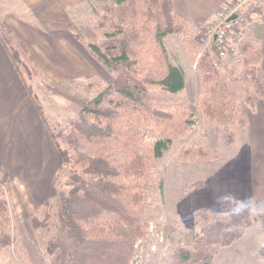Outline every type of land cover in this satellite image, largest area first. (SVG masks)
<instances>
[{
	"label": "trees",
	"instance_id": "obj_1",
	"mask_svg": "<svg viewBox=\"0 0 264 264\" xmlns=\"http://www.w3.org/2000/svg\"><path fill=\"white\" fill-rule=\"evenodd\" d=\"M92 30L96 41L79 38V42L91 58L114 74V81L105 86L98 78L77 81L79 89L94 97L75 101V117L54 131L45 122L27 81L38 78L36 70L0 24V41L61 158L53 177V205L44 201L41 211L29 218L33 230L47 229L54 219V233L45 246L48 264L131 263L137 242L146 234L158 190L154 161L196 122L184 106L158 107L149 94L150 88L178 93L185 86L182 68L169 61L164 44L167 36L180 38L198 76L197 108L207 123L220 129L226 145L233 142L237 130L247 126L244 109L254 111L257 100L264 102L259 50L248 42L240 46L242 69L237 73L229 70L242 85L238 95L212 65V47L200 52L202 38L191 34L189 23L175 15L172 0H109L98 7ZM39 85L60 94L45 81ZM155 133L160 137L148 147L145 137ZM215 157L202 144L179 152L183 162ZM7 185V177L1 176L0 250L14 244ZM217 203V217L206 208L196 211V234L189 245L173 251L171 264H217L213 259L219 249L232 244L245 228L258 223L264 232V205L251 201L234 208L227 193ZM256 255L264 264V238Z\"/></svg>",
	"mask_w": 264,
	"mask_h": 264
},
{
	"label": "rangeland",
	"instance_id": "obj_2",
	"mask_svg": "<svg viewBox=\"0 0 264 264\" xmlns=\"http://www.w3.org/2000/svg\"><path fill=\"white\" fill-rule=\"evenodd\" d=\"M108 1L66 0V16L52 15V30L45 34L48 35L46 41L54 47L53 61L44 67L42 74L45 76L43 78L37 73L38 78H31L27 81L31 85L33 98L42 108L45 122L54 131L75 117L78 110L75 101L86 102L94 97V94L79 89L77 81L98 78L104 86L111 85L114 81V74L107 72L101 64L91 58L79 42V38L97 40L92 30V23L98 14V7ZM59 2L61 0H53L56 5L53 8L59 7ZM18 5L20 8L23 7L21 1ZM174 39L180 43V38L173 35L168 36L166 42L169 61L171 60L173 65L179 63L182 66L186 85L178 93L150 88L149 94L158 107L173 108L176 104L184 106L196 122L185 137L173 140L163 151L161 157L154 161L158 190L152 216L145 236L136 244V252L130 264H171L173 251L178 246L189 245L196 234V211L206 208L211 216L217 217L219 215L218 197L226 193L230 195L227 190L238 188V181L244 177L243 173H246L247 169L254 170L257 167H264V158L260 157L258 160L248 158V153L242 144L241 133H238L239 130L235 132L233 142L226 145L220 129L203 119L196 105L199 92L197 73L186 53L182 54L181 60L175 57L176 51L171 44ZM209 48V44L205 42L200 46V52ZM241 63L227 58L218 68L228 87L238 95L242 92V85L235 80L229 70L234 73L239 72L242 69ZM41 81L47 82L60 94L45 91L39 85ZM159 137L158 133L150 134L145 137V144L149 147L153 140ZM197 144L210 148L216 156L215 159L197 162H183L179 159V152L182 148ZM57 157L61 165L58 151ZM45 165L50 166L52 170L55 169L57 165L55 157L47 158ZM56 171H54L55 174ZM41 172L44 174V171L39 170L37 177ZM195 183L202 185L199 188H192L191 186ZM15 186L19 187V184ZM12 190L13 186L12 189L9 188L8 183L5 198L11 209L10 226L14 244L10 248L0 250V264H48L49 257L46 255L45 246L54 233V219L51 218L47 229H31L29 218L33 214H38L42 207L39 205L28 208L27 212L23 211V208L18 205V195L22 193L20 191L14 193ZM32 195L35 199H46L53 205L54 185L42 182L41 189L32 191ZM252 202L260 205L255 201ZM232 205L234 208L244 206H237L234 203ZM263 238L264 232L260 225L255 223L245 228L232 244L222 246L213 260L217 264H263L256 255V249ZM18 250L22 251L24 259Z\"/></svg>",
	"mask_w": 264,
	"mask_h": 264
},
{
	"label": "crops",
	"instance_id": "obj_3",
	"mask_svg": "<svg viewBox=\"0 0 264 264\" xmlns=\"http://www.w3.org/2000/svg\"><path fill=\"white\" fill-rule=\"evenodd\" d=\"M19 1L22 8L18 5ZM231 1L172 0V6L175 15L189 23L191 34H199L212 20L215 11ZM66 5V0H61L56 9L53 8L56 6L53 0H0V24L6 28L41 78L45 76L42 74L44 67L54 58V47L46 41L48 35L45 33L52 30V15L66 16ZM167 38L164 44L168 51ZM244 42L259 50L260 67L264 72V8L263 16L246 27ZM206 43L212 47V41ZM171 44L176 51L175 57L181 60L182 54L185 55L181 40L179 43L174 39ZM175 66L182 68L179 63ZM244 113L247 126L238 131L244 149L248 158H264V102L257 100L255 110L245 108ZM50 157H55L57 161L53 170L45 165L46 159ZM59 162L47 126L0 41V177H7L9 188L13 186L14 193H22L18 195V205L23 211L27 212L28 208L42 205L46 201L35 199L32 191L40 190L42 182L53 184L54 171L59 169ZM39 170L44 171V174L41 172L37 177ZM243 174L244 177L238 181L239 189L235 187L227 190L234 205L242 206L250 200L264 205V167L247 169ZM15 184H19V187Z\"/></svg>",
	"mask_w": 264,
	"mask_h": 264
},
{
	"label": "built area",
	"instance_id": "obj_4",
	"mask_svg": "<svg viewBox=\"0 0 264 264\" xmlns=\"http://www.w3.org/2000/svg\"><path fill=\"white\" fill-rule=\"evenodd\" d=\"M264 0H232L218 8L200 31L203 43L212 41V65L219 68L227 58L241 62L240 46L249 23L263 16Z\"/></svg>",
	"mask_w": 264,
	"mask_h": 264
}]
</instances>
